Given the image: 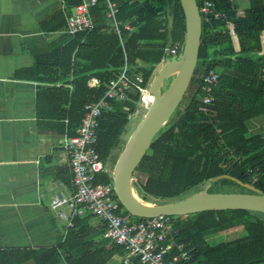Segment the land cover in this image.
<instances>
[{"label": "trees", "instance_id": "trees-1", "mask_svg": "<svg viewBox=\"0 0 264 264\" xmlns=\"http://www.w3.org/2000/svg\"><path fill=\"white\" fill-rule=\"evenodd\" d=\"M80 1L63 0L64 10L48 24L54 21V30L65 29L66 18ZM114 1L119 9L117 19L133 26L132 32L121 30L123 48L109 29L104 1L98 0L91 9V31L65 34L63 42L51 44L49 53L37 57L26 71L29 80L48 85L36 93L37 114L65 121L61 127L67 137L76 134L84 106L103 97L105 84L118 74L124 63L123 49L131 66L130 77H141L139 85L145 88L157 65L169 58L166 48L183 46L185 22L179 0ZM248 1L241 13L237 0H213L225 17L201 20L198 60L188 97L184 95L135 170L143 176L133 185L143 201H177L198 193L205 182L212 183L211 187L250 185L264 194V137L249 134L247 128L249 120L264 115V0ZM196 3L202 7V0ZM210 70L219 77L212 85L213 101L203 104V76ZM91 78L98 79L99 86L90 87ZM139 102L140 92L131 87L124 102L110 101L113 110L99 119L96 150L105 165L120 147V137ZM216 177L220 179L212 182ZM59 179L73 188L69 166ZM97 182L112 184L110 174L102 173ZM113 196L118 202L114 192ZM118 206L127 213L119 202ZM72 223L63 240L50 248L0 250V264H141L138 258L125 261V250L103 237L105 223L87 209ZM173 228L177 230L175 244L183 246L189 259L177 258L172 264H264L262 213L204 211L173 217ZM231 230L244 233L230 241L210 243L215 235ZM179 255L174 246L166 260Z\"/></svg>", "mask_w": 264, "mask_h": 264}, {"label": "crops", "instance_id": "crops-1", "mask_svg": "<svg viewBox=\"0 0 264 264\" xmlns=\"http://www.w3.org/2000/svg\"><path fill=\"white\" fill-rule=\"evenodd\" d=\"M237 4L242 13L249 1ZM63 10V0H0V250L50 248L68 228L48 207L43 188L56 182L59 198L72 194L59 179L69 166L65 121L37 114L36 93L48 85L26 75L51 44L64 41V28L48 24ZM247 128L264 137V115L249 120Z\"/></svg>", "mask_w": 264, "mask_h": 264}, {"label": "built area", "instance_id": "built-area-1", "mask_svg": "<svg viewBox=\"0 0 264 264\" xmlns=\"http://www.w3.org/2000/svg\"><path fill=\"white\" fill-rule=\"evenodd\" d=\"M105 3L104 16L109 23V29L119 37L123 48L121 30L133 31V26L129 23L122 24L117 15L119 12L117 3L114 0H103ZM129 2H139L141 0H127ZM98 0H81L70 16L66 18L64 32L68 35L89 32L93 29V18L91 9L95 7ZM201 20L204 18L218 19L225 15L216 10L213 0H202V7L199 8ZM228 26L231 25L228 23ZM262 42V39H261ZM262 45V43H261ZM182 50L178 44L166 48V55L179 56L178 51ZM124 63L118 74L105 84L103 97L95 102L84 106V114L81 124L76 129V134L72 137H65L63 148L68 156V163L72 174V194L68 198L57 196V183L51 182L44 185L45 198L50 210L56 212L60 219L67 222V227L73 225L72 219L75 216H82L84 209L96 216L106 225L103 237L120 245L126 252L125 261L138 258L141 264H172L177 258L189 259L183 246L176 245L174 236L177 230L173 228V217L159 215L150 218H141L140 221L133 219L128 213L120 210L118 202L114 199L112 184L97 182V177L102 173L110 171L105 165L96 150L97 130L99 119L104 112L112 111L109 103H122L127 98V92L131 87H135L140 92V101L147 107L151 102V95L146 87L139 84L141 77H130L131 66L127 62V55L123 49ZM165 60V59H164ZM162 60V62L164 61ZM264 73V69H263ZM219 75L210 70L203 76L202 91L205 92L202 102L209 104L213 101L212 85L218 80ZM96 78H91L88 85L90 87L99 86ZM150 96V101L146 97ZM137 182L135 176L132 177V184ZM65 208L62 211L60 208ZM176 247L180 255L166 260L167 253L171 248Z\"/></svg>", "mask_w": 264, "mask_h": 264}, {"label": "water", "instance_id": "water-1", "mask_svg": "<svg viewBox=\"0 0 264 264\" xmlns=\"http://www.w3.org/2000/svg\"><path fill=\"white\" fill-rule=\"evenodd\" d=\"M179 2L185 22L182 50L179 56H171L164 60L149 84L151 102L111 170L113 192L123 209L137 218L159 215L177 217L220 210H247L264 214V194L250 185L244 187L254 193L221 194L203 191L163 204L145 202L134 192L132 177L135 170L149 150L152 140L179 106L198 60L201 38V16L198 6L196 0ZM170 77H172L170 84L161 92L165 80ZM219 179L220 177H216L212 182Z\"/></svg>", "mask_w": 264, "mask_h": 264}, {"label": "rangeland", "instance_id": "rangeland-1", "mask_svg": "<svg viewBox=\"0 0 264 264\" xmlns=\"http://www.w3.org/2000/svg\"><path fill=\"white\" fill-rule=\"evenodd\" d=\"M163 63H164V61L163 62H160L157 65V67H156V69H155V71L153 73V76L156 74L157 70L160 68V66ZM170 82H171V79L170 78H168V79L165 80L164 85L161 87V92L164 90V88L168 84H170ZM150 83H151V81H150ZM146 89H147V91L149 90V84L147 85ZM185 96L188 97V89H187V91L185 93ZM150 99H151L150 96H147L146 97V100L150 101ZM146 109H147V107L140 101L138 103V105H137V108H136L135 112H133L130 115L129 123L125 127L124 133L120 137V144H119L120 147L118 146L119 148L118 149H115V151L112 154V158L111 157L109 158V163L107 164V168L110 171V174H111V170H112V168L114 166V164H112L113 158H115L119 154V152H120V150H121L122 147L124 148V146L126 145L129 137L131 136V134L135 130V128L138 125V123L140 122V120L143 118V116H144V114L146 112ZM133 176H135L136 180H138V179L143 180V176H141L137 172H135ZM211 185H212V183L205 182L204 184H202L201 186H199L197 190L199 192L207 191L209 193H221V194L248 193V190L246 188H244L242 186H239V185H227V186L226 185L225 186L215 185V186H212V187H211ZM208 186H209V188H207ZM134 192H135V188H134ZM136 195H137V193H136ZM147 202L150 203V204H161L157 200H154L152 198H148V201ZM243 233L244 232L242 230H237V231L231 230V231H228V232H225V233H220V234H217L214 237H212V239L210 240V243L211 244H216V243L223 242V241H230L232 239H235L237 237L242 236Z\"/></svg>", "mask_w": 264, "mask_h": 264}]
</instances>
